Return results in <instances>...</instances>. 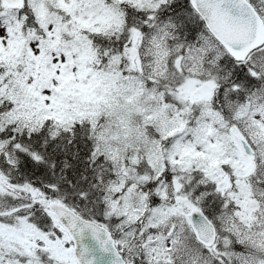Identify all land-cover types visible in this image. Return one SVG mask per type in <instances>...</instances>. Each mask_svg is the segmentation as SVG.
Masks as SVG:
<instances>
[{"label":"snow or ice","instance_id":"6c2138e0","mask_svg":"<svg viewBox=\"0 0 264 264\" xmlns=\"http://www.w3.org/2000/svg\"><path fill=\"white\" fill-rule=\"evenodd\" d=\"M0 264H264V0H0Z\"/></svg>","mask_w":264,"mask_h":264}]
</instances>
